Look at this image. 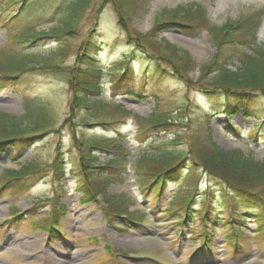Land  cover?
I'll return each mask as SVG.
<instances>
[{
  "label": "rangeland",
  "instance_id": "rangeland-1",
  "mask_svg": "<svg viewBox=\"0 0 264 264\" xmlns=\"http://www.w3.org/2000/svg\"><path fill=\"white\" fill-rule=\"evenodd\" d=\"M81 2L83 8L77 10L74 5ZM118 2L120 6L116 7L112 0H0V119L6 115L18 120L21 134L15 132L11 137H38L31 146L18 140L14 146L2 145L0 149V189L12 179L4 171L23 169L24 180L29 178L33 183L29 188L21 186L19 192L0 190V264H264V205L234 198L235 193L229 192L218 177L204 173L201 165L173 176L167 194L161 198L145 191L155 173L163 169L148 159L151 154L146 149L167 150L170 159L184 156L188 151L185 126L190 127L189 133H195L208 122L207 145L241 150L264 162V132H253L254 123L260 120H255L254 115L246 120L235 116L229 120V116L220 113V107L214 108L199 97L193 99L194 92L189 93L185 84L170 73L163 58L149 61L130 41L131 37L136 38L135 32L147 36L139 46L150 55L158 45L166 53V42L179 55L187 53L195 63L189 78L197 81L202 66L217 55L210 27L226 29L240 22L242 29L253 17L260 20L256 45L264 46V0ZM200 9L209 22L206 30L181 29L165 22L162 30L156 32L166 18L176 20L173 23L191 17L197 21ZM164 11L170 17L163 18ZM70 14L74 25L71 31L66 26ZM55 28L60 30L59 37L47 35ZM25 32L31 33L23 35ZM34 32L38 33L35 48L26 39L35 36ZM88 40L92 43L87 52H92L102 67L103 91L100 99L87 101L98 99L97 108H83L74 115L69 113L70 79L78 75L75 67L80 61L79 53L89 45ZM32 50L34 54L27 60L26 68L12 66L19 61V54ZM135 52L137 58L132 60ZM227 67L235 69V65ZM184 103L189 105L187 112L177 115L175 126L169 124L171 120L163 115L170 112L175 116ZM36 107L44 108V117L36 120L26 116ZM254 109L263 115L264 97L256 101ZM2 120L0 132L5 124ZM43 122L47 127L33 131ZM165 122L171 132L164 130ZM117 130L124 139H117ZM6 131L5 128L2 132ZM256 134L257 143L253 139ZM0 138L5 139L1 134ZM93 140L112 148L122 147L126 155L116 149L111 155L96 156V163L101 166L110 157L117 158L116 167L122 175L96 201H85L77 189L78 162L74 160L79 155V143ZM58 152H62L59 157H63L66 167L62 177L51 168ZM259 188L258 196L264 198L263 187ZM188 197L194 212L188 225L190 231H185L178 226L180 223L173 224L171 218L180 212L173 211L169 202L175 199L178 206L182 198ZM57 203L66 208V214L57 222L59 237L55 235L48 241L45 232L34 228L49 217ZM107 209L122 215L109 217ZM233 209L243 227L241 231L225 228ZM206 210L215 227L206 228L199 220ZM26 212L20 223L14 219ZM248 213L250 217L245 219ZM219 217H223L221 222ZM234 234L242 243L241 249L229 242ZM206 237L211 252H198Z\"/></svg>",
  "mask_w": 264,
  "mask_h": 264
},
{
  "label": "trees",
  "instance_id": "trees-1",
  "mask_svg": "<svg viewBox=\"0 0 264 264\" xmlns=\"http://www.w3.org/2000/svg\"><path fill=\"white\" fill-rule=\"evenodd\" d=\"M112 3L117 7L120 6V3L122 2L120 1L119 3L118 0H112ZM82 4L83 2L80 4L76 3L74 7L78 10L80 7L83 8ZM162 16L163 18H165V16L170 17L167 12H165ZM72 17L73 14H70L69 21L66 23L69 31H71L70 29L74 26L72 23ZM122 17L123 14H120L121 19ZM192 19L194 18L191 17L188 20H179L180 23H173L176 20H171L170 18L163 19L161 21L163 23H159L160 27L156 28V32H160L162 30L161 26H163L165 22L172 23L181 29H198L203 31L208 28V19L206 18L204 11L201 9L198 11V19L195 18L197 21ZM248 20L247 24L246 22L244 23L242 29L239 26L241 24L240 22L238 25H234L233 27L226 29L210 27L215 38V44L218 47L217 55L209 63L202 66L200 74L197 77V81L189 78L190 72L195 69V63L187 53H184L185 55H179V53L174 51L175 47L173 48V45L166 42L165 45L171 47H165L166 53L163 50H160L162 46L160 47L159 45L154 46L153 49L154 51L161 53L162 57L157 56L156 52H153V55H150L147 51H145L144 47L139 46L142 39H147L146 35L139 36L134 32L136 38H128L133 44L135 43L137 52L144 55L149 59V61H154L155 58L158 60L163 58V60L166 61H164L165 64L169 66L170 73L185 84V88L189 93L194 92L192 94L193 99L199 97L200 100H206L209 102L214 108L220 107L223 109L220 113L229 116V120H231L232 116L241 117L242 119H250L253 115L255 120H261L262 124L257 122L253 125V132L259 133L264 132V111L263 115H260V112L254 109V105L260 97H264V46L256 45L260 20L253 17H250ZM59 32L60 30L55 28L50 33H47V35H57L59 37ZM30 33L31 32H25L23 35ZM34 34L35 36L31 35L26 38L32 42L31 46L33 48L37 46L35 42L38 39V36L36 35L38 33L34 32ZM129 35L133 36L131 32ZM91 43L92 41L88 40L86 44L89 45L84 47L83 51L79 53L80 61L75 67V71L78 75L76 79L75 76H73V79H70V89L72 91V100L69 109L70 114L77 115L83 108H89L92 106L97 108V104H99L98 99H96V102L91 103H87V101L89 98H99L103 91L101 87L102 67L98 64L97 59L93 58L92 53L87 52ZM229 47L232 48V52ZM229 49L230 52H228ZM33 54L34 51L22 52L19 54V61L14 63L12 66L23 70L26 68L27 60ZM136 58L137 55L135 52V55L133 54V59L136 60ZM228 65H235V69L233 70L228 68ZM187 100H190V96H188ZM194 103L197 105V102L194 101ZM36 108V110L30 109L26 113L27 115H25H29V117L37 115L36 120H38V116L43 117L45 114L44 108ZM188 109L189 105L184 103L176 110L175 116L168 112L163 115V117L165 119L169 118L171 120L169 124L175 126L173 120L180 112H187ZM126 113L128 112L126 111ZM26 116L24 118H26ZM1 119L5 120H2V122L5 123L4 129L6 128L7 131L2 132L4 131L3 129L0 134L5 138H11V134H15L16 132L17 135L22 131V129L19 128L20 126L18 125V120H16V118L13 117V119H9V116L3 115V118ZM152 119L153 116L148 118L149 121ZM98 122L100 124H108L102 121ZM164 124V130L171 132L172 129L168 123L165 122ZM38 128L39 127H35V130H33L36 131ZM233 128L238 130L236 126H233ZM233 128L232 130L234 131ZM184 129L188 134V138L186 139L188 151L184 156L182 155L183 157L178 155L175 156L174 159H170V156L168 157L169 153L167 150H161L158 152L156 147H152L153 151L150 150V148L146 149L149 151V154H151L148 159L152 162L154 161L163 168L160 172L155 173L154 181H152L149 187L145 190L147 193L152 191L159 197L165 196L169 190V184L172 182L173 176H179V173L184 169L195 170V168H201V165L203 167V171L209 176L218 177L222 180L229 192L235 193L233 194L234 198H239L242 202L251 201L255 205H264V198L258 196L260 191L259 187H263L261 191H264V162H259L252 157L246 156L241 150H224L214 143L207 145V134L209 135L210 131L208 122L204 128L201 129V131H196L195 133L188 132L190 127L185 126ZM143 132L147 134V131ZM118 134L117 139H124L122 134L119 132ZM257 136L258 135L256 134L253 139L256 140ZM20 138L27 143V146L34 139L31 136ZM20 138L12 137L9 141H0V146L2 145L1 142L6 145H15ZM1 139L2 138H0V140ZM141 142L146 141L141 140ZM79 145V155L77 160H74V162H78L75 163L78 167V173L76 175L78 180L77 188L78 191L84 195V199L87 201H96L97 197L105 194L106 189L122 175L121 170L116 167L118 163L117 158L110 157L107 162L101 166L96 163V156L98 154H102L104 156L111 155L113 152H116V149L122 153V155H126V151L123 150L122 147L114 146L112 148L110 145L104 146L103 144H99L96 140L81 142ZM61 154L62 152L57 153L56 160L53 166L51 165V168L54 169L57 176L62 177L65 173L66 167L64 165L63 157H59ZM189 161L191 162V165L193 164L192 168L191 165L189 166ZM5 174L11 175L12 179L3 186L2 189L4 190L9 189L14 192H19V190H21V186L28 188L33 184L28 178L24 180L26 173L23 169L20 171H6ZM13 180L14 182L11 183ZM111 201L112 200L109 201V204H111ZM169 204L173 207V211L184 212L187 214L188 218H190L193 213L191 210L193 206L191 197H188L187 199L182 198L178 204L179 207L177 206V201L175 199H172ZM52 211L53 212H51V216L49 217H53V219L51 218L50 220L48 217L41 223L37 224L40 228L54 233L53 228H58L57 222H59L60 218L64 217L66 208L58 203L54 206ZM106 212H109V217L118 218V216L120 217L122 215L120 211L115 212L107 209ZM248 214L249 215L245 216V219L250 217L251 213ZM230 215L229 221H232V223L239 228H243L237 220L234 209L231 211ZM206 218H210L208 217L207 210L205 211V215H203V212L200 214V219L206 221L207 224L214 226V224L211 223L209 219H207V221ZM219 218L221 222L223 217ZM95 240L98 241L97 239Z\"/></svg>",
  "mask_w": 264,
  "mask_h": 264
},
{
  "label": "bare ground",
  "instance_id": "bare-ground-1",
  "mask_svg": "<svg viewBox=\"0 0 264 264\" xmlns=\"http://www.w3.org/2000/svg\"><path fill=\"white\" fill-rule=\"evenodd\" d=\"M262 33H264V22H263V26H262Z\"/></svg>",
  "mask_w": 264,
  "mask_h": 264
}]
</instances>
